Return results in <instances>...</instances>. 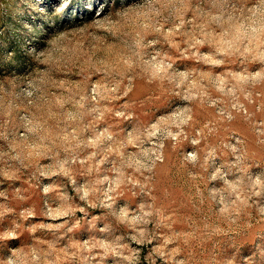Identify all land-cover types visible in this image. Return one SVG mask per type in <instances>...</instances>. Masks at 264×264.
<instances>
[{
  "label": "rangeland",
  "instance_id": "374dc122",
  "mask_svg": "<svg viewBox=\"0 0 264 264\" xmlns=\"http://www.w3.org/2000/svg\"><path fill=\"white\" fill-rule=\"evenodd\" d=\"M91 16L84 0H0V79L25 70L27 46ZM154 43L156 55L170 53L173 63L202 72L210 84L173 72L168 81L185 103L150 127L144 125L154 111L173 99L164 84L137 81L125 96L129 109L114 98L113 89H126L110 74L85 69L43 92L30 76L5 81L39 94L22 119L0 118V213L11 210L0 219V232L21 225L13 246L29 243L25 225H31L36 237L63 250L60 264H181L168 241L187 228L192 205L207 201L210 214L211 202L228 204L242 195L247 203L236 223L191 252L199 264H264V217L256 211L264 204V183H254L257 175L264 181V87L250 89L239 74L234 82L211 79L204 62L194 63L199 50L194 54L172 32ZM10 52L14 63L6 62ZM156 71L145 65V72ZM60 135L67 141H58ZM85 136L91 144L81 146ZM48 224L60 227L44 231Z\"/></svg>",
  "mask_w": 264,
  "mask_h": 264
},
{
  "label": "clouds",
  "instance_id": "9594fccd",
  "mask_svg": "<svg viewBox=\"0 0 264 264\" xmlns=\"http://www.w3.org/2000/svg\"><path fill=\"white\" fill-rule=\"evenodd\" d=\"M84 5L92 13L90 19L56 29L45 37L43 43L27 46L24 49L25 70L19 73L13 70L0 79V118L6 122L22 119L27 108L37 106L39 95L31 88L24 91L6 85L5 81L30 76L43 92L58 88L61 80L87 69L100 75L110 74L117 80L126 92L113 89L114 98L123 100L129 109L133 104L125 96L134 93L137 81L147 85H166L173 99L154 111L144 125L150 127L161 116L185 103L176 95L177 86L168 81L173 72L181 76L188 74L205 87L210 84V80L200 79L202 72L188 73L183 65L173 63L170 53L165 52L163 57L156 55L159 45L154 41L168 32L181 38L194 54L199 50V59L194 63L204 62L205 69L213 72L211 79L224 76L234 82V74H239L246 77L250 89L264 87V0H84ZM14 56L15 53L10 52L6 62L14 63ZM230 62H234L233 67H229ZM145 65L157 69L155 76L145 72ZM250 95L248 93L245 99ZM78 107L83 109L84 105ZM128 127L130 129L131 124ZM71 138L77 139L75 135ZM67 139L64 135L57 137L58 141ZM90 144L91 138L85 136L81 146ZM161 149L160 164L164 160L165 145H161ZM216 163L219 165L220 161ZM213 172L214 169L209 167L210 179ZM154 175L155 169L145 180L151 181ZM254 183L264 181L257 175ZM215 186V182L209 185L210 188ZM246 203L242 195L234 196L228 204L211 202L210 214H205L207 201L193 204V218L187 228L183 232L177 231L175 238L168 241L176 245V256L181 258V264H199V258L191 252L193 246L220 233L224 226L236 223L241 206ZM256 211L264 217V204H260ZM10 214L11 210L0 213V219ZM20 227L16 223L0 232V262L60 264L58 253L63 250L55 243L49 244L48 240L36 237L31 225H25L31 238L29 243L13 246L11 241L21 239ZM59 227L48 224L42 229L51 232ZM185 251L188 252L186 256L183 255Z\"/></svg>",
  "mask_w": 264,
  "mask_h": 264
}]
</instances>
